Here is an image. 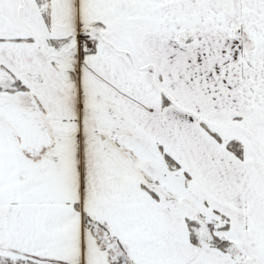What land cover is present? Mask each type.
<instances>
[{"label": "snow or ice", "instance_id": "obj_1", "mask_svg": "<svg viewBox=\"0 0 264 264\" xmlns=\"http://www.w3.org/2000/svg\"><path fill=\"white\" fill-rule=\"evenodd\" d=\"M0 264H264V0H0Z\"/></svg>", "mask_w": 264, "mask_h": 264}]
</instances>
